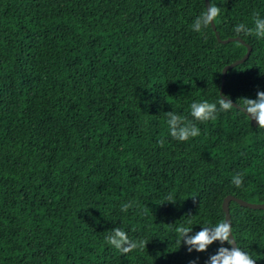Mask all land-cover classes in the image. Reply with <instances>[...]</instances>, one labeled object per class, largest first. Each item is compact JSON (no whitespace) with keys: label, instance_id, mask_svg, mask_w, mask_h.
<instances>
[{"label":"trees","instance_id":"obj_1","mask_svg":"<svg viewBox=\"0 0 264 264\" xmlns=\"http://www.w3.org/2000/svg\"><path fill=\"white\" fill-rule=\"evenodd\" d=\"M211 2L216 32L192 30L204 0H0V264H205L218 242L189 254L176 228L225 220L228 195L264 203V129L235 108L190 115L247 46L222 93L264 91V38L234 33L264 0ZM168 111L200 136L174 140ZM229 209L235 243L264 264V210ZM113 227L146 248L121 254Z\"/></svg>","mask_w":264,"mask_h":264},{"label":"clouds","instance_id":"obj_2","mask_svg":"<svg viewBox=\"0 0 264 264\" xmlns=\"http://www.w3.org/2000/svg\"><path fill=\"white\" fill-rule=\"evenodd\" d=\"M220 15V7L216 4L210 3L198 16L195 17L192 23V30L200 32L202 27L207 28ZM235 35L239 36L241 33L246 35H254L256 38H264V17L259 13L254 14L253 27L240 23L234 28ZM240 102L233 104L232 98L226 94L219 93V98L216 103L207 100L200 102H192L190 105V115L193 120L206 122L215 120L218 112L230 111L236 109L243 113L248 120H254L258 128L264 129V91L257 90L254 99L248 97L239 98ZM235 105V106H234ZM167 117V125L169 135L177 141H187L190 138L200 136V129L195 123L187 117H182L173 111L165 112ZM158 143L163 146L164 140L161 139ZM231 183L240 188L243 185V174L237 173L232 176ZM167 201L173 203V197L168 196ZM137 202L129 201L121 205V211L127 212L133 208ZM180 246H184L186 251L190 254L193 251L197 253L206 252L208 247L214 242L220 245L215 254H210L205 261V264H256L248 252L241 250L235 243V237L232 235V227L230 220H222L215 225L206 224L200 227V230L193 232V228L178 226L176 228ZM231 236V239H230ZM108 245L119 251L121 254H127L137 248H146L149 241L140 239L132 240L129 238L127 232L120 227H113L105 236ZM227 245V246H225ZM199 257L189 261V264H197Z\"/></svg>","mask_w":264,"mask_h":264},{"label":"water","instance_id":"obj_3","mask_svg":"<svg viewBox=\"0 0 264 264\" xmlns=\"http://www.w3.org/2000/svg\"><path fill=\"white\" fill-rule=\"evenodd\" d=\"M205 1V5H206V8L208 7L209 5V0H204ZM211 28L214 32H216V29H215V25H214V22H212L211 24ZM219 42H222L224 44L226 43H229V42H234V41H238L240 42L241 44H244V42L239 39V38H228L226 40H220L218 39ZM251 52V48L249 46H247V51L244 55V57L232 64H229L227 66L224 67L223 71H222V79H221V89H220V93H222V87H223V83H224V79H225V75L227 73V71L229 69H232L234 68L235 66L237 65H240L241 63H243L248 57H249V54ZM233 104H235L233 102ZM235 106V105H234ZM252 121V124L257 126L256 122L254 120H251ZM231 201H234L236 202L239 206L241 207H244V208H248V209H251V210H264V203L262 204H256V203H249V202H246L242 199H238V198H235L231 195H228L224 198L223 202H222V210L224 212V215H225V219L227 220H230V209H229V204ZM230 239H231V236H230Z\"/></svg>","mask_w":264,"mask_h":264}]
</instances>
